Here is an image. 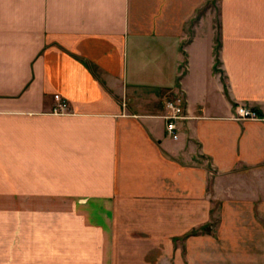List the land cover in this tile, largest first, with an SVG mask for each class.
I'll return each instance as SVG.
<instances>
[{"label": "crops", "instance_id": "obj_1", "mask_svg": "<svg viewBox=\"0 0 264 264\" xmlns=\"http://www.w3.org/2000/svg\"><path fill=\"white\" fill-rule=\"evenodd\" d=\"M207 1L0 0V264H264V0Z\"/></svg>", "mask_w": 264, "mask_h": 264}, {"label": "built area", "instance_id": "obj_2", "mask_svg": "<svg viewBox=\"0 0 264 264\" xmlns=\"http://www.w3.org/2000/svg\"><path fill=\"white\" fill-rule=\"evenodd\" d=\"M56 103L53 108V114L56 116H64L68 114L67 105L62 102L58 96H54ZM185 102L181 96H172L165 102V115L162 120L165 124L166 135L172 140L177 141L179 136V126L185 121ZM235 120L237 121H259L258 116L252 110L243 106L235 108Z\"/></svg>", "mask_w": 264, "mask_h": 264}, {"label": "rangeland", "instance_id": "obj_3", "mask_svg": "<svg viewBox=\"0 0 264 264\" xmlns=\"http://www.w3.org/2000/svg\"><path fill=\"white\" fill-rule=\"evenodd\" d=\"M220 0H208L207 3L204 5V7L196 14L193 21L190 23L188 28H191L195 23H197L200 19H206L211 18L213 19L214 25L216 29L218 28L217 25V18H218V10H217V3ZM208 15V17H207ZM189 34H191V31H188Z\"/></svg>", "mask_w": 264, "mask_h": 264}, {"label": "trees", "instance_id": "obj_4", "mask_svg": "<svg viewBox=\"0 0 264 264\" xmlns=\"http://www.w3.org/2000/svg\"><path fill=\"white\" fill-rule=\"evenodd\" d=\"M214 55H215V57H216V59H215V66H217V65H218V62H217V55H218V43H217V46H216V48H215V50H214Z\"/></svg>", "mask_w": 264, "mask_h": 264}]
</instances>
